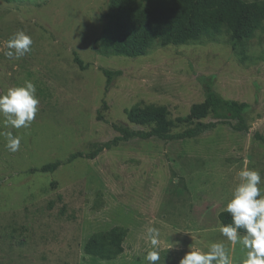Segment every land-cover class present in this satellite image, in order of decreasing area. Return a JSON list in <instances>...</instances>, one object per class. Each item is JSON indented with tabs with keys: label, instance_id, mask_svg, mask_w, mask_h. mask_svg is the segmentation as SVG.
<instances>
[{
	"label": "rangeland",
	"instance_id": "374dc122",
	"mask_svg": "<svg viewBox=\"0 0 264 264\" xmlns=\"http://www.w3.org/2000/svg\"><path fill=\"white\" fill-rule=\"evenodd\" d=\"M107 4L0 0V94L31 81L39 99L28 128H5L0 117V133L21 137L12 153L0 135V264H148L149 227L160 231L157 264H178L189 249L212 243H223L232 264H242L247 250L222 236L218 215L241 168L257 170L264 185V146L255 137H264V21L242 43L221 33L154 46L140 57L106 56L95 44ZM18 30L33 40L31 51L8 59L5 42ZM103 69L121 74L106 86ZM201 79L221 98L248 104V131L221 124L195 139L134 138L93 160L31 172L112 140V124L146 130L127 122L132 107H164L170 120L187 116L203 101ZM112 229L121 232L122 253L110 261L84 253L91 236Z\"/></svg>",
	"mask_w": 264,
	"mask_h": 264
},
{
	"label": "trees",
	"instance_id": "16d2710c",
	"mask_svg": "<svg viewBox=\"0 0 264 264\" xmlns=\"http://www.w3.org/2000/svg\"><path fill=\"white\" fill-rule=\"evenodd\" d=\"M9 1V0H5ZM264 21V1L243 0H108L103 15L100 36L95 44L102 55L140 57L154 46L182 45L201 37H213L227 33L236 43L252 38ZM74 62L85 70L79 57L74 53ZM106 86L121 74L120 71L101 70ZM204 98L201 103L191 106L187 116L170 120L167 111L160 106L132 107L125 110L129 124L145 127L146 130L131 129L126 124H112L117 133L112 140L98 144L83 154H70L64 162L47 163L31 172L52 173L63 163L76 159H95L101 152L117 147L131 139L147 140L156 138L163 141L195 139L227 124L236 132H246L244 114L248 104L221 98L213 89L211 81L201 79ZM210 118L211 121L202 120ZM234 121V123H232ZM186 128L173 133L177 124ZM264 146V137L255 136ZM221 225L231 223V217L223 211L218 215ZM243 234V230H241ZM120 230L91 236L83 245L85 254L99 260L110 261L122 253Z\"/></svg>",
	"mask_w": 264,
	"mask_h": 264
},
{
	"label": "clouds",
	"instance_id": "9594fccd",
	"mask_svg": "<svg viewBox=\"0 0 264 264\" xmlns=\"http://www.w3.org/2000/svg\"><path fill=\"white\" fill-rule=\"evenodd\" d=\"M33 40L23 30L13 33L5 42L3 54L8 59H20L31 51ZM39 99L31 81L23 86L8 88L0 94V117L5 128H28L38 112ZM6 139L5 147L15 153L21 146V137L6 131L0 133ZM238 183L232 190L225 211L231 223L221 225L222 236L235 245L241 244L247 251L242 264H264V185L260 173L247 167L237 173ZM241 230L243 234L241 235ZM147 238L152 246L145 260L148 264L160 261V231L156 227L147 229ZM171 249V248H170ZM178 264H232L223 243H212L206 251H187Z\"/></svg>",
	"mask_w": 264,
	"mask_h": 264
}]
</instances>
